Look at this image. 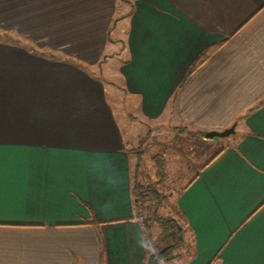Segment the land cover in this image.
I'll list each match as a JSON object with an SVG mask.
<instances>
[{
    "label": "crops",
    "instance_id": "0c3cea01",
    "mask_svg": "<svg viewBox=\"0 0 264 264\" xmlns=\"http://www.w3.org/2000/svg\"><path fill=\"white\" fill-rule=\"evenodd\" d=\"M121 44L124 97L144 119L173 114L167 126L203 145L236 124L215 158L182 166L192 248L169 264H264V0H0V264L155 251L135 189L151 185L97 71Z\"/></svg>",
    "mask_w": 264,
    "mask_h": 264
},
{
    "label": "rangeland",
    "instance_id": "374dc122",
    "mask_svg": "<svg viewBox=\"0 0 264 264\" xmlns=\"http://www.w3.org/2000/svg\"><path fill=\"white\" fill-rule=\"evenodd\" d=\"M122 32L121 28H114L112 35L114 37L117 34L120 35ZM116 51L117 54L114 57H112L113 54L111 56L109 53L110 57L113 58L109 62V65L103 67L105 68L104 70L98 69L97 71L100 74L103 73L106 78L107 95L120 121L122 131L128 134L129 139H132L128 140V148L129 150L137 151L136 154L138 156L134 158L136 160L133 164H140L137 167L140 170L138 173L139 181L144 186L150 184L154 188H157L159 194L161 193L160 195L162 196L159 204L154 201H148L141 202V205H137V207L140 208L143 215L150 216L154 211L161 217L160 219L172 218L177 222L175 223V227L177 231H179L178 227H181L184 243L175 254L177 255L178 252L181 255L177 260L187 259L191 254V241L186 233V225L180 216L177 215L175 201L176 192L189 179L188 174L183 171L182 166L187 164V161L192 162L197 158L201 167L209 159L217 155L227 140L216 138L215 143L211 145H208L209 143L203 145L200 140H191L189 134H179V132H175L170 126H167L166 123L175 124L176 118L173 114H170L166 120L148 121L144 119L134 108V103L124 97V83L123 77L119 72V65L123 59H127L128 55L126 53L119 55L122 51V44ZM188 138L190 140H187ZM178 151H181V154L185 157L180 158ZM150 217L154 216L151 215ZM149 228V231L152 232V237L153 235L155 237L152 239L160 236L162 229L159 225H153ZM144 236L146 237L145 233Z\"/></svg>",
    "mask_w": 264,
    "mask_h": 264
},
{
    "label": "trees",
    "instance_id": "16d2710c",
    "mask_svg": "<svg viewBox=\"0 0 264 264\" xmlns=\"http://www.w3.org/2000/svg\"><path fill=\"white\" fill-rule=\"evenodd\" d=\"M216 49L217 46L206 49L191 66L187 75H190L203 63H205ZM135 189L138 193L137 205H141V202L148 201H154L159 204L162 199V196L160 195L161 193L159 194V191L156 188H152L151 186L148 188V191H146L143 189L142 184H136ZM151 215L154 217H150ZM151 215L146 216L143 214H138V217H141V223L146 235L145 240L147 242L148 239H150L155 249L154 252L148 255L144 264H169L171 261L177 260L181 256L180 253L177 252L176 255L175 252L179 251L183 246V231L181 227H178L179 231H177V228L175 227V223L177 222H175L174 219H160L161 217L158 216L157 212L154 211L151 213ZM153 225H159V227L162 229L160 236L156 239H152L150 233H148L150 229L149 227Z\"/></svg>",
    "mask_w": 264,
    "mask_h": 264
},
{
    "label": "water",
    "instance_id": "95a60500",
    "mask_svg": "<svg viewBox=\"0 0 264 264\" xmlns=\"http://www.w3.org/2000/svg\"><path fill=\"white\" fill-rule=\"evenodd\" d=\"M236 124H233L231 127L226 128L222 131L212 130L205 133L207 139L214 138H227L235 134Z\"/></svg>",
    "mask_w": 264,
    "mask_h": 264
}]
</instances>
